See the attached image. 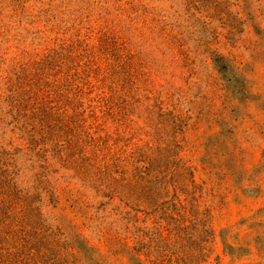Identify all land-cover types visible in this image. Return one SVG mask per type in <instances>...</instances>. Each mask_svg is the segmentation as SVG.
I'll return each instance as SVG.
<instances>
[{
  "label": "rangeland",
  "instance_id": "obj_1",
  "mask_svg": "<svg viewBox=\"0 0 264 264\" xmlns=\"http://www.w3.org/2000/svg\"><path fill=\"white\" fill-rule=\"evenodd\" d=\"M0 264H264V0H0Z\"/></svg>",
  "mask_w": 264,
  "mask_h": 264
}]
</instances>
